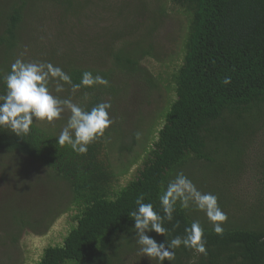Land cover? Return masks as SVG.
Returning a JSON list of instances; mask_svg holds the SVG:
<instances>
[{
	"label": "trees",
	"instance_id": "trees-1",
	"mask_svg": "<svg viewBox=\"0 0 264 264\" xmlns=\"http://www.w3.org/2000/svg\"><path fill=\"white\" fill-rule=\"evenodd\" d=\"M131 85L166 92L147 130ZM28 237L0 264H264V0H0V246Z\"/></svg>",
	"mask_w": 264,
	"mask_h": 264
},
{
	"label": "rangeland",
	"instance_id": "rangeland-1",
	"mask_svg": "<svg viewBox=\"0 0 264 264\" xmlns=\"http://www.w3.org/2000/svg\"><path fill=\"white\" fill-rule=\"evenodd\" d=\"M153 7V6H152ZM182 21L179 22L178 20L174 21L173 19H169V22L165 23V20L162 18L158 21V25H159V34L162 36L161 38V43H162V47H164V50L162 49L163 52L166 53V55L171 53H176L175 48H177L176 44H175V40L176 37H178V35L180 36L182 33ZM168 38V39H167ZM169 40V41H168ZM165 57V56H164ZM161 70V69H160ZM56 83L57 80L53 79ZM132 82V81H130ZM55 84V83H53ZM133 86H135V84H133ZM132 85L130 86V89L128 91V97H127V103L126 104H122V107L124 108V112L123 110H121V108H119L120 115L122 117H124V122H126V119L128 118L127 122L128 123H138V126H141V129L143 130H147V126L145 125L147 122L146 121V117H152L157 115V111H160L161 108H163V95L165 97L166 92L164 91V89L160 86V88L157 90L160 91V93H157L158 95H155L156 92L150 91L149 96L147 97V99L143 100L142 95L146 92L145 89L143 88H134ZM154 90V91H157ZM54 99H55V95L52 93ZM50 97H45V101L47 103H43L44 106L40 107V106H36L33 105V107L30 108V113L32 115L33 113V119L36 122V124H38V126H40L41 128H45L46 126H48V124H50V122L53 120L57 123L59 122V119H62L61 116L56 113L54 110H50L47 109L46 106L47 105H51L53 104L52 100H49ZM69 111L73 112L74 111V106L70 105L67 108V111L65 113V118H67L69 116ZM63 120V119H62ZM62 125L65 129H70V123L67 122V120L62 122ZM117 150L114 148L111 153H110V158H111V162L113 163V165L116 164V170H120L122 167L121 165H125L127 163V161L130 159L128 156L129 155H125V154H118L116 152ZM136 148H135V152H136ZM37 167V166H36ZM37 170L40 171L37 167ZM32 173V172H31ZM41 174V171L39 172ZM33 180H37V175L33 173ZM23 191V196H24V200H30L33 199L32 196H30L32 194V192L30 194H28L25 190ZM18 196V195H17ZM37 201V200H35ZM18 206V205H17ZM222 210L220 211H216L215 213L219 214L221 213ZM62 226L59 227H55V231L61 228ZM59 233V232H58ZM57 233H55L56 235ZM35 237H28L23 239V246H20V250L18 249H6L2 246H0V252L1 255L2 254H9L12 256L11 257H16L19 259V251H20V258L22 259V255H21V249H22V253L23 251H30L31 253L29 254L30 256H34L35 252L37 251V247L41 246L42 244H40V242L37 239H34ZM54 239V237H53ZM30 249H34L30 250ZM5 252V253H4ZM38 252V251H37ZM8 264V263H7Z\"/></svg>",
	"mask_w": 264,
	"mask_h": 264
}]
</instances>
